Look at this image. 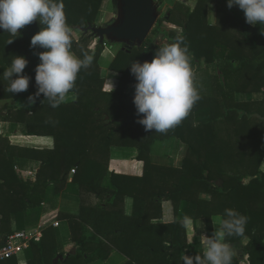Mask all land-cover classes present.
Here are the masks:
<instances>
[{
  "label": "trees",
  "instance_id": "trees-1",
  "mask_svg": "<svg viewBox=\"0 0 264 264\" xmlns=\"http://www.w3.org/2000/svg\"><path fill=\"white\" fill-rule=\"evenodd\" d=\"M102 1L63 0L67 24L72 31L83 33L80 40L72 35L74 54L87 39L96 38L87 36V31L96 27ZM182 9V32L172 31L165 36L170 42L182 37L189 46L190 65L201 68L204 61L212 69V73L207 71L205 80H222L223 85L211 87L209 95L200 97L189 115L166 134L145 131L137 123L134 110L122 101L135 94L138 83L131 73V64L152 61L162 47L147 40L141 47L122 48L109 65L108 70L120 76L114 92L104 90L105 79L98 66L104 44L98 43L93 62L78 73L75 87L69 91L77 95L74 102L52 108L41 94L30 106L25 98L26 105L19 110L0 108L4 121L26 124L30 136L52 135L56 144L54 153L42 160V168L50 169V179L39 176L34 183L23 182L15 171L14 155L4 149L7 140L0 137V245L13 233V220L17 230H22L28 210L43 205L51 185L60 193L73 173V183L79 186L81 195V213L64 214L61 219L69 224L77 254L61 253L59 233L49 228L40 242L31 243L28 264H53L59 256L64 257L59 264H90L106 261L114 250L128 258L126 264H182L186 249L193 257L202 251L196 222L204 219L207 236H212V218L224 219L228 208L247 216L248 222L244 237H228L226 242L236 244L248 238L243 249L248 264H263L264 101L257 114L249 103L235 102L234 94L264 95V34L261 25L251 28L242 23L240 38L227 41L206 26L207 3L201 0L193 11ZM42 27L34 21L16 35L0 29V100L23 98L26 92H7L9 82L2 78L17 55L29 61L23 73L30 77L27 91L38 89L35 69L40 63L38 53L45 49H33L30 43ZM10 40L12 43L8 44ZM131 85L132 90L126 93ZM42 113H48L49 119L42 120ZM172 138L188 147L181 170L157 165L151 158V148L157 141ZM112 147L135 148L138 157L111 166ZM107 177L111 189L104 187ZM86 195L98 202L87 205ZM202 195L209 196V200L202 199ZM128 197L143 205V217L124 215V200ZM185 203L195 211L191 230L179 221ZM233 259L234 264H240Z\"/></svg>",
  "mask_w": 264,
  "mask_h": 264
},
{
  "label": "clouds",
  "instance_id": "clouds-1",
  "mask_svg": "<svg viewBox=\"0 0 264 264\" xmlns=\"http://www.w3.org/2000/svg\"><path fill=\"white\" fill-rule=\"evenodd\" d=\"M227 7H238L246 23L261 25L264 34V0H227ZM34 21L43 27L32 37L30 47L39 46L45 51L38 53L40 63L35 69L38 90L28 97L29 106L43 94L52 108H58L75 87L78 73L93 62V56L85 52L79 58L72 52V28L66 21L63 0H0V29L16 35ZM28 63L25 56H14L2 74L9 82L7 92L18 94L28 90L30 77L23 74ZM131 73L138 81L133 103L137 116L143 114L137 123L145 131L166 134L189 115L200 99L190 65L189 46L180 36L175 42L162 41L152 61L132 63ZM224 217L212 236L200 235L202 255L184 254V264H233L236 251L226 239L244 237L248 217L231 208L225 209ZM181 223L191 230L192 218L185 216Z\"/></svg>",
  "mask_w": 264,
  "mask_h": 264
},
{
  "label": "crops",
  "instance_id": "crops-1",
  "mask_svg": "<svg viewBox=\"0 0 264 264\" xmlns=\"http://www.w3.org/2000/svg\"><path fill=\"white\" fill-rule=\"evenodd\" d=\"M199 0H165L163 6H182L193 11L198 5ZM207 1V19L206 26L213 30L219 38H224L227 41L235 42L240 38L241 25H245L254 28L255 26L246 23L245 15L238 7L229 9L227 7V0H206ZM228 14L230 19L221 20L220 13ZM238 14L241 20H238L234 15ZM203 67V66H202ZM199 68V67H198ZM206 72L209 70L212 73V69L205 67ZM106 76H102L104 79ZM118 77V74H112ZM219 76V73H217ZM119 79V78H116ZM223 85V81L208 82L206 80L200 83V88L210 89L211 87ZM38 90V89H37ZM37 90H29L24 93L23 98L0 100V108L19 110L26 105L25 98L30 95H34ZM69 94V95H68ZM70 97L69 101L65 100L63 103H71L77 99L75 93H68ZM206 96L209 94L205 93ZM234 100L237 103H249L253 111L258 110L261 103L264 101V95L262 93H235ZM7 111H5L6 113ZM257 114H259L257 112ZM30 116H25L29 118ZM42 120H48L49 114L42 113L39 116ZM4 114L0 117V137L7 140L4 144V149L8 150L11 155H14L15 171L19 174L20 179L23 182H36L39 176L43 179H50V169L42 168V160L48 159L55 150V139L52 135L46 136H30L28 135V126L24 123L6 122L4 121ZM170 141L169 146H165ZM164 143V148L159 146L157 148V158L155 153L153 155V146L151 148V158L157 165L170 166L175 170H181L184 165V159L188 154V147L183 144L179 139L172 138L170 140L159 141ZM161 150V152H160ZM160 155V156H159ZM138 157V151L135 148H123L112 147L110 150V163L111 166L115 163H125L136 160ZM157 159V161L155 160ZM264 168V162L262 165ZM42 171V172H41ZM73 173L69 176L67 183L61 189L60 193L56 192L55 185H51L45 196L43 205L36 209H30L25 215L24 228L20 231H28L31 235L39 237L40 242L44 231L49 228L55 229L59 233V251L67 256H75L77 254V245L72 242V235L70 227L67 221L61 219L62 215H75L78 216L81 213V195L79 186L73 183ZM105 188H112L110 177H107L104 181ZM202 199L209 200V196L202 195ZM85 202L87 205L96 204L98 200L90 195L85 196ZM124 215L126 217L141 218L144 216L143 205L136 202L132 198H126L124 200ZM185 216L195 218L194 207L190 204H183L179 212V221H182ZM222 216H214L212 218L213 233L218 228V225L222 222ZM1 226V225H0ZM13 232L17 230L16 221L12 222ZM193 231V230H192ZM196 233L199 240L200 235H207L206 222L204 219H199L196 222ZM6 238L3 240L5 242ZM249 239L244 238L242 241L231 244L236 251V258L240 264H248L247 258L244 257L243 249L248 244ZM203 249L201 251L202 255ZM185 254L189 256L188 249L185 250ZM17 264H28L27 252L24 257L17 260ZM128 258L114 250L110 257L106 261H94L90 264H126ZM182 264L184 262L182 261ZM234 264V259H233ZM264 264V259H263Z\"/></svg>",
  "mask_w": 264,
  "mask_h": 264
},
{
  "label": "rangeland",
  "instance_id": "rangeland-1",
  "mask_svg": "<svg viewBox=\"0 0 264 264\" xmlns=\"http://www.w3.org/2000/svg\"><path fill=\"white\" fill-rule=\"evenodd\" d=\"M156 2H159V0H155ZM165 0H163L164 2ZM201 0L198 1V3ZM202 2L205 4L207 3V1L202 0ZM178 5L176 6H163V4H161V7L158 10L159 13V19L155 25V27L153 28V30L151 31L150 35L147 38V41L150 43L162 46V41H168L170 42L167 37L165 36V33L168 32H176L178 34H180L182 32V23L180 21V17L183 16L184 12L181 6H179L180 9H177ZM181 12H180V11ZM221 15V20H228V18L230 19L228 14H225L224 12L220 13ZM119 17V10H118V6H117V2L116 0H103L102 1V5L100 8V12L96 21V27H101V28H107L109 26H112L116 23L117 19ZM234 17L238 20H241L239 15L236 14L234 15ZM168 18V19H167ZM82 32L79 31H72V35L76 40H80L82 38ZM91 33H88L87 36H90ZM99 43V39L96 38H89L87 39L85 42H83L81 44V46L79 47V51L77 53H75V55L79 58H83V54L85 52H87L90 55H94L95 51H96V46ZM123 46L122 45H118L116 43L111 42L108 39H105V43H104V51L103 53L100 55L99 57V61H98V66L101 69V75L102 76H106V72L107 73V77H105V84H104V90H108L111 92H114L117 90L119 84H118V80L116 78H119L120 76L116 77L114 75H112L113 73L110 72L108 70L109 65L113 62V60L115 59V57L117 56V54L119 53L120 50H122ZM203 66V67H202ZM205 67H207V65L205 64V62H202L201 68L198 69V67L196 66H191L192 71L194 73V83L195 86L198 90L199 96L200 97H206L205 93H209L210 89H202L200 88V83L202 81H204L206 79V70ZM115 74V73H114ZM215 76V74H213ZM133 88V85H131L127 90L126 93H129ZM69 95V94H68ZM67 95V99L69 101V96ZM132 96V97H131ZM128 99H123V104H125L128 108L133 109L135 112V118H141L143 116V114H141L140 117L137 116V109L133 103L134 100V95H131ZM255 112L259 113V109L255 110ZM124 120H127L126 117H123ZM128 121V120H127ZM120 122V121H119ZM165 143V146H169L170 141H167ZM164 143L157 141L154 145H153V155L155 153V157L157 158V148L161 145H163ZM164 148V145L160 147ZM161 152V150H160ZM160 156V155H159ZM157 161V159H155ZM264 169V168H262Z\"/></svg>",
  "mask_w": 264,
  "mask_h": 264
},
{
  "label": "water",
  "instance_id": "water-1",
  "mask_svg": "<svg viewBox=\"0 0 264 264\" xmlns=\"http://www.w3.org/2000/svg\"><path fill=\"white\" fill-rule=\"evenodd\" d=\"M116 2L119 10L116 23L107 28L90 27L87 32L97 37L100 44H104L105 39H108L118 45H124L126 50L143 46L159 19L158 10L161 5L154 0H116ZM108 120L109 118L106 117V121ZM63 261L64 257L59 256L53 264Z\"/></svg>",
  "mask_w": 264,
  "mask_h": 264
},
{
  "label": "built area",
  "instance_id": "built-area-1",
  "mask_svg": "<svg viewBox=\"0 0 264 264\" xmlns=\"http://www.w3.org/2000/svg\"><path fill=\"white\" fill-rule=\"evenodd\" d=\"M39 241V237L31 235L28 231L13 232L3 244L0 245V263L17 259L26 255L32 242Z\"/></svg>",
  "mask_w": 264,
  "mask_h": 264
},
{
  "label": "flooded vegetation",
  "instance_id": "flooded-vegetation-1",
  "mask_svg": "<svg viewBox=\"0 0 264 264\" xmlns=\"http://www.w3.org/2000/svg\"><path fill=\"white\" fill-rule=\"evenodd\" d=\"M155 1V0H154ZM156 2V1H155ZM156 3H159V2H156ZM123 46V48H125V46L124 45H122Z\"/></svg>",
  "mask_w": 264,
  "mask_h": 264
}]
</instances>
